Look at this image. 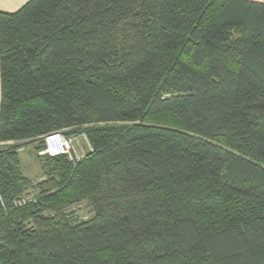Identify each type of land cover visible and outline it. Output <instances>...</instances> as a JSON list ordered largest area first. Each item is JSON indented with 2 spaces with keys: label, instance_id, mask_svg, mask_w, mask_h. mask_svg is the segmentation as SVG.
<instances>
[{
  "label": "trees",
  "instance_id": "16d2710c",
  "mask_svg": "<svg viewBox=\"0 0 264 264\" xmlns=\"http://www.w3.org/2000/svg\"><path fill=\"white\" fill-rule=\"evenodd\" d=\"M63 130L91 149L42 153ZM0 140V264H264V1L0 12Z\"/></svg>",
  "mask_w": 264,
  "mask_h": 264
},
{
  "label": "rangeland",
  "instance_id": "374dc122",
  "mask_svg": "<svg viewBox=\"0 0 264 264\" xmlns=\"http://www.w3.org/2000/svg\"><path fill=\"white\" fill-rule=\"evenodd\" d=\"M65 131H61V133L66 135ZM57 132V131H56ZM60 132V131H58ZM48 135V134H47ZM46 135V136H47ZM45 136V137H46ZM70 140V144L72 146L71 150L67 152V156L69 157L70 160L72 159H78L85 155L88 150L91 149L90 147V142L87 139L85 134L81 135H71L66 136ZM37 138V137H36ZM36 138H27V139H21V140H9V142H12L10 144L11 146H17L16 152L18 153L21 167H22V172L24 175L28 176L31 178V185L27 187L20 196L14 197L13 202L16 204H25L29 201H34L36 199V196L39 193V190H36V185H38L39 182L43 181L46 179L47 174L46 170L42 167V163L39 161L38 157L36 156V150H35V143L33 139ZM71 138L73 140V143L71 142ZM14 142V143H13ZM1 143V140H0ZM8 146V145H4ZM50 155V153H47ZM65 154V152H64ZM57 155V154H54ZM52 156V155H51ZM31 201V202H32ZM69 212L76 218L77 220H84L89 218L92 215V208L86 201H81L79 204L75 205L72 207Z\"/></svg>",
  "mask_w": 264,
  "mask_h": 264
},
{
  "label": "built area",
  "instance_id": "2783aa9c",
  "mask_svg": "<svg viewBox=\"0 0 264 264\" xmlns=\"http://www.w3.org/2000/svg\"><path fill=\"white\" fill-rule=\"evenodd\" d=\"M45 140L46 148L42 151V153H50V155L60 154L64 152L67 153L72 148L70 140L66 137V135L58 131L48 134L45 137ZM71 142L73 143L72 138Z\"/></svg>",
  "mask_w": 264,
  "mask_h": 264
},
{
  "label": "crops",
  "instance_id": "0c3cea01",
  "mask_svg": "<svg viewBox=\"0 0 264 264\" xmlns=\"http://www.w3.org/2000/svg\"><path fill=\"white\" fill-rule=\"evenodd\" d=\"M29 0H0V12H15L19 10ZM263 2L264 0H250Z\"/></svg>",
  "mask_w": 264,
  "mask_h": 264
}]
</instances>
